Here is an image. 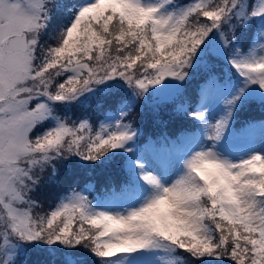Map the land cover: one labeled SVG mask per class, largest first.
<instances>
[{
	"label": "snow or ice",
	"instance_id": "1",
	"mask_svg": "<svg viewBox=\"0 0 264 264\" xmlns=\"http://www.w3.org/2000/svg\"><path fill=\"white\" fill-rule=\"evenodd\" d=\"M209 86L232 92L215 122ZM162 93L199 135L138 152ZM242 107L246 152L224 143ZM121 157L108 203L56 190L71 159ZM0 264H264V0H0Z\"/></svg>",
	"mask_w": 264,
	"mask_h": 264
},
{
	"label": "trees",
	"instance_id": "2",
	"mask_svg": "<svg viewBox=\"0 0 264 264\" xmlns=\"http://www.w3.org/2000/svg\"><path fill=\"white\" fill-rule=\"evenodd\" d=\"M227 70V69H226ZM198 82H201L200 76H195L193 82L189 85L191 90L196 86ZM164 95V94H162ZM167 95V93H166ZM165 96H160V98L149 97L148 101L145 103L144 112L138 119V124L142 129V133L139 139L136 141V150L138 152L145 151L149 147L148 141L155 139L159 136L162 131H167L170 134H175L178 129H187L188 131H194L196 123L192 121L190 117L183 119H170L172 117L173 104L163 103ZM160 105V118H162L168 127L165 129L163 126L158 125L155 120L156 117L153 114L152 106ZM87 111L91 115L96 117H102L103 113L101 110L97 109L93 104L90 108L78 107L77 112ZM261 115L255 107H242L235 111L234 124H243L245 122H250L254 118ZM125 157H121V160L114 162L115 166L105 165L97 162L94 168H89L86 162H81L79 160H73L70 164L65 165V169L75 163L69 170L60 172V184L57 187V191L68 188L69 186H76V181H79V185L83 187L85 182L92 183L94 185L93 190H91V196L97 201H104V198L108 195L106 188L112 179H115L118 183L120 179L123 178V171L120 168V164L123 162ZM115 195V193H113ZM106 202V201H104Z\"/></svg>",
	"mask_w": 264,
	"mask_h": 264
},
{
	"label": "rangeland",
	"instance_id": "3",
	"mask_svg": "<svg viewBox=\"0 0 264 264\" xmlns=\"http://www.w3.org/2000/svg\"><path fill=\"white\" fill-rule=\"evenodd\" d=\"M162 94H164V95H162ZM162 94H161V96H165L166 95V93H162ZM231 94H232L231 90H229L227 88H225L224 90H222V91H220L218 93L214 86H211L210 87V90H209V99L207 101V108H208L207 119L210 122H215V119H217L218 118V115L223 111V100L225 98H227V97H230ZM249 95H254V91L249 92ZM234 116H235V112H234ZM241 126H242V124H238L235 127L234 126H231V128L229 129V132L226 134L227 139L224 142L225 144H228V143L231 142V140H235L237 138L242 143V135L239 136V133H238V132L241 131ZM191 133L193 134V131ZM193 136H194V134H193ZM256 143H257V146L259 147L260 142L257 141ZM238 147H241V145L237 146L236 148H238ZM147 149L148 148H146L145 151ZM74 159L75 160H79L78 158H73V160ZM71 161H72V159L69 162H67L65 165L70 164ZM74 165H75V163H73L67 169H65V166H64V168L62 170L67 171V170H69Z\"/></svg>",
	"mask_w": 264,
	"mask_h": 264
}]
</instances>
